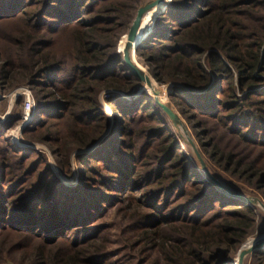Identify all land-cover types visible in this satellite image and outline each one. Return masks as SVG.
Listing matches in <instances>:
<instances>
[{"label":"trees","instance_id":"obj_1","mask_svg":"<svg viewBox=\"0 0 264 264\" xmlns=\"http://www.w3.org/2000/svg\"><path fill=\"white\" fill-rule=\"evenodd\" d=\"M146 1L0 0V89L31 90L40 119L23 136L79 180L68 188L40 152L11 144L21 118L0 126V264H235L264 231V0H167L149 13L132 53L178 127L122 53ZM248 256L264 264V247Z\"/></svg>","mask_w":264,"mask_h":264},{"label":"rangeland","instance_id":"obj_2","mask_svg":"<svg viewBox=\"0 0 264 264\" xmlns=\"http://www.w3.org/2000/svg\"><path fill=\"white\" fill-rule=\"evenodd\" d=\"M155 0H147L145 5L150 3V2H153ZM152 16L153 14H148L145 16L144 20H143V23H142V27H141V31H140V38H139V42L141 41V39L143 37L146 36V34L149 32L151 26H152ZM131 59H132V62L133 64L140 70L143 72V74L145 76H150L146 66H145V63L143 60L141 59H138L136 56H135V53H132L131 54ZM151 79L153 80V78L151 77ZM20 88H25V87H17L11 91H7V92H2L1 89H0V116L1 118H4L9 107L11 108L12 107V112L11 114L7 117L10 118L12 116H16L17 118H21L22 115H23V110H22V105L21 103L18 105L15 100L11 97V95L18 89ZM142 92H146L150 95H154L155 96V93L156 91L159 93L158 94V100L164 104V105H167L170 103V101L168 100V97L166 95V89L163 88V87H160L158 86L155 81L153 80V83L152 84H144V87L142 88L141 90ZM110 94L114 93V92H109ZM118 95H121L118 93ZM109 98V95L107 94H103V96L101 97V103L105 109V113L107 115V117L110 119V122H111V127L113 126V124L116 122V116L113 114V111L112 109H110L105 100ZM156 98V97H155ZM129 99H131V97H129ZM17 104V105H16ZM6 119V120H7ZM40 119V116L39 115H36V118H35V122H38V120ZM21 123V120L19 121V123H16L15 126H13L12 128H10V130H8L6 132V136L7 138H9V135L8 133H10L9 131L11 130H14L15 128H17L18 126H20L19 124ZM23 132L24 130L22 131L21 133V140H24L25 142L29 143L28 145H30L31 148H20V147H17V148H20V149H33V150H36L38 152H40L43 156H45L47 159H48V162H49V166L51 168V170L53 171V173L56 175V177L65 185L67 186L68 188H74L78 185L79 183V180H78V174L75 172L73 177L71 179H66L64 178L62 175H60V171H59V162H60V158L59 156H56L54 153H53V149L51 148V146L49 145H45V144H40V143H36V142H29L28 140H26V138L23 136ZM182 136L184 138H189V132H186V130H182ZM10 139V138H9ZM189 140L191 141V139L189 138ZM10 142H11V139H10ZM11 144H13L11 142ZM23 144V143H22ZM14 145V144H13ZM15 146V145H14ZM191 148H189L188 151H190ZM195 149L196 146H195ZM192 150V149H191ZM186 151V150H185ZM194 152V150H193ZM78 154V153H76ZM74 154L73 157L76 155ZM74 159H72L73 161ZM223 178L228 180L229 182L231 181L233 184H235V187L238 188L240 191H242L243 193H249V189L243 185V183L241 182H235L233 180H230L229 177L227 175H223ZM225 187L227 189H229L228 185L225 183L224 184ZM231 189V188H230ZM237 191V189H236ZM252 195V194H251ZM253 197V196H252ZM255 200L257 201L258 205L257 207L259 208V210L262 212V215L264 216V204H262L261 202V199L258 197V196H255L254 197ZM106 222H108L109 224L111 225H114L113 226V230H112V234H120V231L118 229V227L116 228V224H114L115 222H118V219L115 218V216L112 214V216H109L108 219L106 220ZM264 238V231H263V228L260 227L258 228V231L256 232V234L254 236H251L250 238H248L245 243L242 245L241 249L239 252L236 253V255L234 256V262L235 264H238L239 262V259H240V253L243 251V249H248L250 248L251 246H253L254 244H257L259 243L262 239ZM114 249V248H113ZM130 262V260H128L127 262L125 261L124 263H128ZM138 260H135L132 264H138L137 263ZM9 264H13V263H9ZM243 264H257L255 261H253L250 256H247L245 257L244 261H243Z\"/></svg>","mask_w":264,"mask_h":264},{"label":"water","instance_id":"obj_3","mask_svg":"<svg viewBox=\"0 0 264 264\" xmlns=\"http://www.w3.org/2000/svg\"><path fill=\"white\" fill-rule=\"evenodd\" d=\"M167 0H155L153 2H150L146 4L145 6L141 7L137 13V16L133 22V25L128 33V35L125 37L123 41L122 46V53L124 55V60L128 68L130 69L131 73L139 78L144 84H152L153 80L149 76H145L132 62L131 59V53L135 51L139 45V38H140V31L142 27L143 20L146 15H148L151 11L155 10L156 8L163 5V3ZM158 92L156 91L155 97L158 100ZM162 109L165 111V113L168 115V117L173 122L174 126L178 127L180 123V119L177 115H175L167 106L161 104ZM31 125H29L27 128H29ZM26 128V129H27ZM193 149L197 155V158L202 166V168L206 170L205 163L201 159L200 155L196 151L195 147L193 146ZM207 173V172H206ZM215 181V180H214ZM220 187H222L218 182H216ZM264 247V238L257 244H254L248 249H243V251L240 253V259L238 264H243V261L245 257L253 253L254 251L258 250L259 248Z\"/></svg>","mask_w":264,"mask_h":264},{"label":"built area","instance_id":"obj_4","mask_svg":"<svg viewBox=\"0 0 264 264\" xmlns=\"http://www.w3.org/2000/svg\"><path fill=\"white\" fill-rule=\"evenodd\" d=\"M11 97L15 100V102L18 99H22L23 101V115L21 117V123L19 124L17 128L14 130L9 131L8 133L9 138L11 139V142L20 148H31L29 143L25 142L24 140H21V133L23 130H25L29 125H33L35 118H36V103L33 96V93L28 88H20L16 90ZM12 107L8 109L6 115L4 118H1L0 116V126L6 121L7 117L11 114ZM23 143V144H22Z\"/></svg>","mask_w":264,"mask_h":264},{"label":"crops","instance_id":"obj_5","mask_svg":"<svg viewBox=\"0 0 264 264\" xmlns=\"http://www.w3.org/2000/svg\"><path fill=\"white\" fill-rule=\"evenodd\" d=\"M10 108V107H9Z\"/></svg>","mask_w":264,"mask_h":264}]
</instances>
